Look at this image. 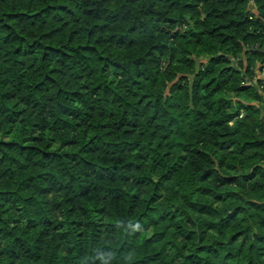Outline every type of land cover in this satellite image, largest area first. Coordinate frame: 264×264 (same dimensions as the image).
Here are the masks:
<instances>
[{
	"label": "trees",
	"instance_id": "trees-1",
	"mask_svg": "<svg viewBox=\"0 0 264 264\" xmlns=\"http://www.w3.org/2000/svg\"><path fill=\"white\" fill-rule=\"evenodd\" d=\"M257 72L264 0H0V264H264Z\"/></svg>",
	"mask_w": 264,
	"mask_h": 264
},
{
	"label": "rangeland",
	"instance_id": "rangeland-1",
	"mask_svg": "<svg viewBox=\"0 0 264 264\" xmlns=\"http://www.w3.org/2000/svg\"><path fill=\"white\" fill-rule=\"evenodd\" d=\"M256 76L258 78L264 79V72H257L256 73ZM262 95H263V98H264V91L262 92Z\"/></svg>",
	"mask_w": 264,
	"mask_h": 264
},
{
	"label": "water",
	"instance_id": "water-1",
	"mask_svg": "<svg viewBox=\"0 0 264 264\" xmlns=\"http://www.w3.org/2000/svg\"><path fill=\"white\" fill-rule=\"evenodd\" d=\"M251 50H253V48H251ZM255 50H258L257 48Z\"/></svg>",
	"mask_w": 264,
	"mask_h": 264
}]
</instances>
